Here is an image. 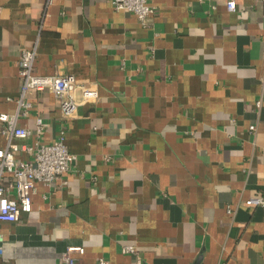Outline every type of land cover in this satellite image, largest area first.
<instances>
[{
  "label": "crops",
  "instance_id": "obj_1",
  "mask_svg": "<svg viewBox=\"0 0 264 264\" xmlns=\"http://www.w3.org/2000/svg\"><path fill=\"white\" fill-rule=\"evenodd\" d=\"M149 1L144 23L111 0H0V112L18 111L24 48L37 73L99 92L70 118L51 90L29 92L18 125L42 117L44 142L65 126L77 159L0 221V264H61L72 245L83 264H264V205L244 203L264 195V1Z\"/></svg>",
  "mask_w": 264,
  "mask_h": 264
},
{
  "label": "built area",
  "instance_id": "obj_2",
  "mask_svg": "<svg viewBox=\"0 0 264 264\" xmlns=\"http://www.w3.org/2000/svg\"><path fill=\"white\" fill-rule=\"evenodd\" d=\"M264 1V0H263ZM116 9H125L134 12L138 18L146 23L148 18L157 11V6L149 0H111ZM230 10L237 8V0H226ZM1 11V9H0ZM37 49L24 48L21 52L19 75L22 79L20 95L17 97L18 111L15 113L0 112V134L9 137L29 138L37 136L35 142L16 143L9 141L5 147H0V221L15 222L22 212L32 209V195L36 182L53 186L57 181L67 182L65 174L68 173L76 162L77 156L66 143V127L62 126L58 135L51 142L39 139L45 130L42 117H38L34 127L18 125L19 113L28 114L32 102L27 98L30 91L51 90L60 99V109L65 118L74 115L81 102L98 97V89L92 86H82L73 74L43 75L35 71ZM81 90V98L77 91ZM10 99V98H9ZM263 99L256 101V106L261 108ZM257 125H250V130L255 132ZM24 152L27 157L20 158L19 153ZM248 207L264 205V195L250 197L244 201ZM233 211L231 206L228 207ZM3 234L0 233V254L3 252ZM125 253L137 254L135 244L122 245ZM85 252L83 245L69 246L62 254L61 264H83L81 255ZM101 264L107 263L103 257ZM137 261L141 262L138 255Z\"/></svg>",
  "mask_w": 264,
  "mask_h": 264
}]
</instances>
